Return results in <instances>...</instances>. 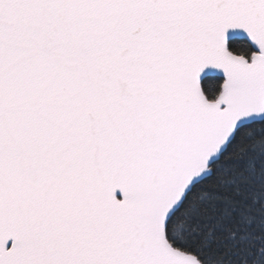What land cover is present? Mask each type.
<instances>
[{"label":"snow or ice","instance_id":"obj_1","mask_svg":"<svg viewBox=\"0 0 264 264\" xmlns=\"http://www.w3.org/2000/svg\"><path fill=\"white\" fill-rule=\"evenodd\" d=\"M0 264H264V0H0Z\"/></svg>","mask_w":264,"mask_h":264},{"label":"water","instance_id":"obj_2","mask_svg":"<svg viewBox=\"0 0 264 264\" xmlns=\"http://www.w3.org/2000/svg\"><path fill=\"white\" fill-rule=\"evenodd\" d=\"M206 72L208 73L209 76H212V75L219 76V74L215 73L213 70H206Z\"/></svg>","mask_w":264,"mask_h":264},{"label":"trees","instance_id":"obj_3","mask_svg":"<svg viewBox=\"0 0 264 264\" xmlns=\"http://www.w3.org/2000/svg\"><path fill=\"white\" fill-rule=\"evenodd\" d=\"M213 76H215V77H217V78L219 77V76H216V75H212V76H209V77H213Z\"/></svg>","mask_w":264,"mask_h":264}]
</instances>
